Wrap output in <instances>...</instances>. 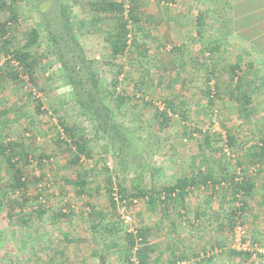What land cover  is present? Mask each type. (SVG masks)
I'll return each mask as SVG.
<instances>
[{"label":"rangeland","instance_id":"1","mask_svg":"<svg viewBox=\"0 0 264 264\" xmlns=\"http://www.w3.org/2000/svg\"><path fill=\"white\" fill-rule=\"evenodd\" d=\"M64 3L70 7L73 14L77 42L71 40L64 26L65 20L60 9V5ZM144 5L146 18L144 28L149 35H145L139 30L137 33L143 34L138 39L140 43H145L148 46V52L144 57H140L136 52L133 54L134 58L130 60L111 56L110 45L105 40L106 34L92 27V12L88 0H23L16 3L19 21L17 26H14V30L12 29L15 45L24 43L25 33L42 18L49 22L58 39H62L60 45L64 51L63 60L67 59L70 65L77 68L76 79L79 81L80 87L83 89L85 86L87 88L91 86V83L88 82L89 71L95 69L100 73V87L108 93L106 103L112 107V116L118 125L119 134L116 135V131L110 130L108 134L100 131L98 135L96 134L97 136L95 135V129L98 128L94 120L95 117H90L88 112L82 109L77 102L74 85L70 84L65 77V69L63 63L60 62L59 53L50 54L43 66L36 71L37 85L42 87V90H39L30 81L22 84L8 83L5 85V89H0V141L23 140L29 151L32 147H36L37 151H44L52 155L43 168H38L37 161L33 158V165L29 166L25 172L28 177V191L25 196L29 198V203L23 208L16 207L14 210H11L9 202L3 201V192H6V197L9 198L13 193L7 191L8 171L3 169L5 165L0 157V168L2 169H0V264H42V260L44 261L48 256L47 252L59 253L60 249H64L67 253L73 245H70L71 242L61 235L68 232L72 233L75 239H85V242L81 241L78 244L80 251L89 253L96 248L97 251L108 252V255H110L109 253L113 254L109 256L111 260L109 264H128L124 259L127 245L126 228L120 221L119 211L114 213L115 209L107 193L106 177L111 170V174L116 175L114 181H120L127 187L129 193L134 192L139 185L138 180L141 179L146 189L156 193L160 181L166 183L170 172H172L173 168L169 163L170 155H178L189 163L191 154H195L194 157H196L200 153L199 139L197 138L199 133L195 132L192 137L184 135L183 122L190 126L188 130L191 129L194 132L199 129L204 134L201 137L208 138L210 147H207L206 139L202 140V144L205 155H209V160L212 162L209 166L217 176H221L224 171L222 167L224 158L228 157L226 162L230 171L235 169L237 171V168L240 167L238 160H245L243 156L245 157L244 153L250 140L249 131L246 128H235L234 124L247 120V118L244 117L240 120L232 105L223 110L222 93L224 95L225 91L228 95L230 89L224 88L226 84L218 79V73L222 66H209L214 71L210 77L212 76L216 86H222L223 90L214 102H209L211 98L207 92L200 96L194 94L196 89L205 90L204 81L201 80L205 78L206 66L204 63H198L201 58L200 51L203 49L199 48V43H202L204 36L193 35L187 31L189 27L187 25L192 26L193 21H196L191 16L192 5L186 0H177L176 2L174 0L165 2L144 0ZM184 11L186 13H183ZM113 23L111 22L109 26L112 27ZM45 38L46 34L42 36L43 40ZM46 42L45 40L44 44ZM77 44H80L84 49L83 54H80ZM196 46L198 48H195ZM171 55L176 56L177 60L185 61L187 67L189 66V69H192V73H194L192 78H199L194 82L190 78L191 81L188 84L191 83V85L182 90L187 102L184 105V109H187V120H182L179 114H174L171 110L167 125L160 129V123L154 117L156 108L162 110L166 107L165 99L171 95L176 96V89L179 88L176 87L178 78H173V86L163 83L156 94L151 92L152 89L147 92L145 99L151 100L149 102L152 105L145 106L141 101L143 98H139L124 104L122 108H117L115 103L110 101L111 92L115 95L117 93L133 94L135 86L141 85L144 66L138 64L140 60H143L145 62L143 65L146 64L149 68L150 75L145 83L150 85L152 81L160 79L161 72L166 73L165 70L172 63ZM167 73L170 72L167 71ZM143 86L145 87V85ZM29 92L43 100L44 109L56 107L57 115L65 117L78 131L80 137L85 135L91 137L90 147L93 158H85L84 167L71 164L69 161L71 155L67 154L63 148H59L56 143L58 129L53 127L57 122L56 114H52L53 112L50 111L48 115H37L34 103L29 98ZM84 93L82 91V94ZM142 94L137 91L136 97H140ZM215 105L221 110V124L222 128L227 131V138L211 131L209 121ZM180 106L181 104H177L175 107L180 109ZM4 110H7V113L2 114ZM8 117H11L12 121L10 119V124L5 125L4 120ZM31 118L34 120L33 123L30 121ZM33 133L36 138L31 136ZM229 133L236 138L234 146L231 147L225 146V143L227 145L229 142L227 141ZM124 137L128 140V146L123 145L125 151H122L120 143ZM238 141L240 144H237ZM169 142L172 143L173 148ZM105 166L109 168V171ZM154 168L158 169L156 174L153 173ZM188 169L190 170L189 166ZM83 170L88 171L86 176V172L83 173ZM194 170L195 168H193ZM143 177L146 179L144 180ZM86 179L85 194L80 195L79 186ZM132 184L135 188L132 187ZM205 197L206 195L201 191H196L190 197L189 202L195 204L196 201L205 200ZM239 198H243V196L239 195ZM11 200L13 202L16 199ZM40 203L46 207V213L38 216L37 213L33 214L32 212L37 210ZM237 203L240 202L232 201L231 195L227 194V191L216 193L213 207L217 209H214L213 217L209 213V219L197 221L194 219V210H188L185 215L191 222L184 226L183 224L178 225L175 229L171 226L170 220L162 223L159 214L151 212L145 198H135L131 204V212L135 219V225L147 226L152 230L150 240L155 248L154 254H162L159 262L155 264H172L169 262L171 261L170 250L177 256H188L185 260L182 259L183 257L178 258L179 261L176 264H204L205 262L199 259L205 255L206 251L211 254L213 249H217L215 252L219 253L222 248L223 252L217 254L218 260L214 264H262L258 259L253 258V261L244 259V261L234 254L236 249L233 244L234 216L232 210ZM189 206L193 208L191 205ZM216 212L219 218L216 217ZM253 212L255 211L245 210L243 222L246 224L250 219V226L256 227L257 230H254L259 231L257 217L251 215L254 214ZM25 218H29L30 222L24 223L22 220ZM93 222L95 225L97 223L104 225L95 227V232ZM118 227L121 228V232L113 233L114 230L119 229ZM127 229L129 231V227ZM72 236L70 234L69 237ZM176 239L181 243L180 246L177 245L179 243ZM110 240L118 243L120 246L118 251L114 250L115 247L109 243ZM103 243L110 244L113 249L105 250L102 246ZM261 244L264 242L261 241ZM78 246L75 244L74 248ZM82 264L88 263L83 262Z\"/></svg>","mask_w":264,"mask_h":264},{"label":"trees","instance_id":"2","mask_svg":"<svg viewBox=\"0 0 264 264\" xmlns=\"http://www.w3.org/2000/svg\"><path fill=\"white\" fill-rule=\"evenodd\" d=\"M20 1L23 0H0V60H2L0 64V89H5L4 87L8 83L22 84L26 81H30L34 83V85L39 90H42L43 88L37 85L36 71L43 66V63L47 61V58L48 56H50V54H53V52L59 53L60 62L61 64L63 63L65 69V77L70 84L74 85L77 102H79V105L82 107V109L88 112V115L90 117H95L94 120L98 125V128L95 129V135H98V132L100 131L108 134L110 130H112V132L116 131V135H118L119 129L112 116V107H109L106 103V99H108V93H106L105 89H102L100 87V73L95 69L89 71L88 82L91 83V86H88V88L85 86L82 89V87H80L79 81L76 79L78 73L77 68L70 65L67 59L63 60L64 51L62 46L60 45V40L62 39H58L56 32L52 29V26L49 22L44 21L42 18L41 21H39L25 33V42L20 45H15V43L13 42L14 35H12V29L14 30V26H17L19 21L18 11L16 10V3ZM159 1L165 2L168 0ZM88 5L92 12V27L106 34L105 40L110 45L111 56L113 58H128L131 60L134 58L133 54H136V52L138 55H140V57H144L145 54H147L148 46H146L145 43H140L138 39L140 38V36H143V34L149 35V33L144 28L146 25L144 0H88ZM60 9L65 20L64 26L67 30L68 35L70 36L71 40L77 42L75 37L76 33L73 26V14L71 13L70 7L64 3L60 5ZM205 12L208 13L207 10ZM205 12H199L197 17L198 26L202 27L205 25L207 15L205 14ZM111 22H114L112 27L109 26ZM137 30L143 32V34H138ZM44 34H46V44H44L45 40L42 39V36ZM77 45L79 46L78 50L80 51V54H83L84 49H82L80 44ZM218 49L219 48L215 46H211L208 50V58H211L213 60ZM37 51L38 53H36ZM137 57L138 56L136 55V58ZM174 59H176V56H174ZM178 61L180 63L178 64V66H181L183 68V60L179 59ZM144 63L145 62L143 60H140V63H138L139 65L144 66V68L142 69L143 78L141 85L137 84L135 86L133 94L129 93L126 95H122L117 93L115 95L113 92L110 93V101H113L117 108H122L124 104H127L131 100L139 98H143L141 101L145 106L152 105V103H150L151 100H149V102L145 99V96L149 90L152 89L151 92L153 94H156V91L162 86L163 83L167 86H173V76L171 74L162 72V76L160 75L161 77L160 79H158V81H152L150 85H146L145 80H147V78L149 77L150 71L146 64L143 65ZM237 68H239V66L234 65L231 67V70L235 71V69ZM180 72L177 73L178 77L182 75ZM213 74L214 71L211 70L210 75ZM209 79H213V77L211 76ZM116 82L117 80L114 83L116 84ZM209 82L210 80L203 83L205 90L201 89V92L199 93L203 94L207 92V94L210 95L209 97L211 98V101L209 100V102L212 103L221 92H219V87L216 86V94L212 97L210 94L212 92V83ZM143 85H145V87ZM185 85L186 81L182 82L181 80L178 85L179 88L175 93L176 96L171 95L168 99H165L166 107L164 109H155L154 117L158 119L160 123V129L167 125V121L169 120L168 116L171 110H173L172 112L174 114H179L182 120L188 119L187 109H184V105H186L187 103L186 97L184 92L182 91ZM243 86L244 84L242 83V81L238 80L235 84L234 91L230 92L228 97L230 100H235L238 102L241 107L240 111L242 110L244 112V114L241 115L247 118V115H249L247 106L249 105L251 99L248 95L247 90H243ZM82 91L85 93L82 94ZM137 91L142 92L143 94L140 95V97H136ZM29 98H31L32 102L34 103L37 115H48L50 111L53 112L52 114H56L57 122L56 125H53V127L58 129V138L56 139V143L58 144L59 148H63L67 154L71 155V158L69 160L71 164L77 167H84L85 158H93L92 148L90 147L91 137H88L87 135L80 137L77 133L78 131L72 124L67 121L65 117L59 114L57 115L58 112L56 107H53L52 109H44L43 100L40 97H36L34 93L29 92ZM177 104H181V106L179 107L180 109L175 107ZM215 107L212 110V115L210 116L209 123L211 122L215 109H218L219 112H221L217 105H215ZM5 113H7V110H4V112H2V114ZM10 119L12 121L11 117H8L4 120L5 125L10 124ZM30 121L32 123L34 122L32 118ZM59 128H61V131H59ZM183 128L184 135L192 137L193 135H195V132L199 133L197 138L199 139L198 144L199 150L201 151L200 155H205L204 148L202 147V140L206 139L205 143L209 148L210 142L208 138L201 137L204 134L199 129L195 128L197 131L194 130L193 132L191 129V131L188 130L187 126H183ZM31 136L33 138H36L34 133L31 134ZM235 140V136L229 133L228 145L230 147L233 146ZM127 141L128 140L125 137L123 141L121 140L120 150L125 151L123 145L128 146ZM254 148H256L252 152V158L254 161L252 159L251 161L253 162V164H262V162H264V138L262 140V144L260 146H255ZM30 150L31 151H29L26 143L23 140L10 139L6 141H0V157L3 159V164L5 165L3 169H7L8 171L9 180L7 184V191H11L13 193L12 197L9 198L6 197L7 193L3 192V201L9 202L11 210H14L16 207L23 208L24 205L29 203V198L25 196L28 191V177L26 176L25 172L29 166L33 165V158H35V160L37 161V167L43 168V166L48 163L52 156L51 154L49 155L44 151H37L38 149H36V147H32ZM238 164L241 168L240 171L243 173V169L246 165L240 163ZM105 167L107 168V171H109V168L107 166ZM83 173H85L86 176L88 174V171L83 170ZM115 176L116 175L111 174L110 170L106 177L108 183L107 193L109 195L111 204L115 209L114 213L118 212L119 204L125 205L128 207V210H131V204L133 203V200L139 197L147 199L150 210H152V208L157 209L158 205L161 204L164 205L163 208L165 213L170 214L171 212L168 210L171 205H173L174 203H180V201L185 203V199L191 193L192 188L201 185L207 186V193L205 194V204L208 208H211V204L213 203L214 198H216V186H220L221 190H225L227 191V194L229 193L231 195L232 201L242 202V206H235L234 210H232V215L234 216V223L232 224V226L234 225V228L236 225L235 218L239 214L237 213V211L240 212V220L244 225L242 214H244L245 212V205L242 199L239 198V195L248 194L252 191V187L254 186V182H252V179L248 176L244 175L242 178L237 176L236 169L231 172L229 171L224 176H217L213 171L205 170L204 174L202 173V175L195 174L194 176L190 177H182L173 184L164 185L161 189H158L156 193L144 188V184L141 181L136 188L134 184H132V187L135 188V190L133 193H129L127 187L124 186L120 181H114ZM86 185L87 179L86 181L84 180L83 184L79 186L81 189L79 192L80 195L85 194ZM88 194L89 196H91L90 193ZM115 194L118 195L119 201L115 200ZM11 199L16 200H13L12 202ZM32 213H37L38 216H41L42 214L46 213V207L42 203H40L37 207V210H34ZM60 214L63 213L60 212ZM22 221L24 223H29L30 219L25 218ZM120 221L126 228L125 237L127 239V245L125 247L124 259L127 261V263L155 264L159 262L162 254H154L155 248L152 246L150 240L152 231L151 228L147 226L135 225V232L128 231L127 228L129 226L124 223L122 218ZM97 226H99V224H97L96 227ZM175 226L176 225L173 224V229H175ZM120 229L121 228L114 230L113 233H116L117 231L121 232ZM112 242V246H114L116 249L120 248L118 243L114 242L113 240ZM251 243L252 245L264 246V244H261L257 240H253L251 241ZM214 251L215 250L213 249L211 254H208V252L206 251L205 255L203 257H200L199 260L202 259V261L210 264H212V262H216L218 257L217 254L221 252L216 253ZM234 254L243 260L251 259V261H253V254L251 252L234 250ZM133 257L136 258V261H132ZM174 257H176L177 259L175 261L174 259L171 260L172 264H176V262L179 261L178 258H182L183 256L181 257L174 255ZM182 259H184V257ZM103 260L105 263L106 258H104Z\"/></svg>","mask_w":264,"mask_h":264},{"label":"crops","instance_id":"3","mask_svg":"<svg viewBox=\"0 0 264 264\" xmlns=\"http://www.w3.org/2000/svg\"><path fill=\"white\" fill-rule=\"evenodd\" d=\"M176 1L177 0H174V2ZM186 1H188L192 5L191 7L193 8V10L191 11L192 12L191 16L193 17V19L194 18L196 19V21H193L192 26L187 25V27L189 26L187 31L192 33L193 35L204 36L203 41H201L202 43H199L200 44L199 48H203V49L200 51L201 58H199L198 63H204L206 66L205 78L204 80L202 79L201 81L205 82V80L207 81L210 80L209 83H212L211 89L214 87L216 90V85H215L216 82L214 81V79H209L210 71L212 70V68H210L209 66L211 65H217L218 67L222 66L219 72L220 74H222V76H220V74L218 73L219 76L218 79L220 80V82L226 84L224 85V88L228 87L227 89H230V91H228V95L227 93H225V91H224V95L222 93L223 110L225 108L227 109L228 106L232 105L234 111L235 110L237 111L236 113L238 114V118L240 120L244 119V116L241 115L244 114V112L242 110L240 111L241 107L237 101L230 100L228 97L230 92L234 91L235 84L237 83L238 80L242 81V83L244 84L243 90H247L248 95L251 99L249 105L247 106L249 112V115H247V120L238 121L237 124H234L235 128L237 127L246 128L249 131V139H250L248 148H246V152L244 153L245 157L242 155L243 158H245V160H238V163L246 166L243 169L244 171L242 170L243 173L240 171L241 169L240 167L237 168V176H239L240 178H242L244 175L248 176L249 178L252 179V182H254V186L252 187L251 192H249L248 194H240V195L243 196V198L241 199L244 202L245 210L255 211L253 212L254 214L251 215L252 217H257L256 222L259 225L258 227L259 231H255L254 229H256V227L250 226L251 225L250 219L247 220L246 224L244 223L246 231L248 229L249 232V236H248V232H246L247 239H249L250 241L257 240L258 242L261 243V241L264 242V239H262V237H264V162H262V164L259 163L253 164L251 159L253 160L252 152L256 149L254 147L260 146L264 138V131H263L264 130V0H186ZM206 10L208 13L205 12ZM199 12H205V14H207L206 23L202 27L198 26L197 23L198 22L197 17ZM183 13H186V11H184ZM211 46H215L219 48L213 60L211 58H208L207 56L208 50ZM195 48H198V46H196ZM169 52L171 53V51ZM171 59H172V63H170L167 70L165 69L164 70L166 73L167 71H169L170 72L169 74H171L173 78L179 79L177 80L176 87H178L179 83L182 80V82L186 81V85L184 89H187L188 86L191 85V83L188 84L189 81L192 80L194 82L195 80L197 81L199 79V78H192L194 73H192L193 72L192 69H189L190 68L189 66L187 67L185 61L182 68L181 66H178V64L180 63L177 59H174V56L171 55ZM175 61H177V64L175 63ZM234 65L235 66L238 65L239 68L235 69V71H232L231 67ZM178 72L182 74L180 77L177 76ZM190 78L192 79L190 80ZM218 87H219V91L222 92L223 91L222 86H218ZM190 90H194V89L191 88ZM199 92L201 91L197 89L194 90L195 96H200ZM182 126H187L188 129L190 127L189 125H186L185 122H183ZM235 142L236 141H234L233 146ZM169 144L171 145V147L173 146L171 142H169ZM237 144H240V142L238 141ZM225 146H228V143L227 145L225 143ZM174 152H175V148H174ZM194 155L191 154L189 158L190 161L189 163L185 161L186 160L185 158H182L178 155H174V156L173 154L170 155L171 160L169 161V163L173 169L172 172H170L166 183H162L163 182L162 180L160 181L159 189H161L164 185L175 183L179 178L190 177V176H194L195 174L202 175V173L204 174L205 170L213 171L211 166H209V164L212 163L211 160H209L210 158L209 155H200V153H198L196 157H194ZM226 158H224L223 161L222 167L224 168V171L221 173L222 174L221 176H224L226 173L230 171V169L227 168ZM205 163L207 164V166H209V168H207ZM188 166L190 167V170L188 169ZM193 168H195L194 171ZM246 170H248L249 173ZM157 172L158 169L154 168L153 173L156 174ZM143 179L145 180L146 178L143 177ZM138 181L139 184L142 180L140 179ZM216 189H217L216 193L225 191V190H221L220 186H216ZM196 191L198 192L201 191L202 194H206L207 186L201 185V186L193 187L189 196L191 197L192 194L195 193ZM189 196L186 197L185 203L180 201V203H174L173 205H171V207L168 210L171 212L170 214L165 213L163 208L164 205L161 204L158 205L157 209L152 208L151 212H155V214H159L160 220L163 221L162 223H164V221L170 220V224L172 227L173 224H175L176 225L175 227H177L178 225L183 224L184 226L189 224V222H191L190 219H188L187 216L185 215V213L188 210L195 211V213L193 211V215H194V219H196L197 221H206L207 219L210 218L209 213H211V217H213V214H215L214 209H217L213 207L214 206L213 203L211 204V208L207 207V205L205 204V200L200 202L196 201L195 203L196 205H195L189 202L191 199ZM238 202L240 203H237L236 206H242V202L241 201ZM189 205H191L193 208H191ZM216 217L219 218L217 216V212H216ZM242 217H244V214H242ZM221 224H223V222H221ZM102 225L104 224L101 223L100 226ZM95 227L96 225L93 227L96 232ZM70 234L72 236V233L69 232L67 234H62L61 236L64 239H66L68 242H71L70 245H73V247L68 249L67 253L66 251H64V249L62 250L60 249L59 253L47 252L48 256L45 258L44 261L42 260V264H82L83 262H86L88 264H109V261H111L109 256L113 254L109 253L110 255H108V252L104 253L102 250L97 251L95 250L96 248H94V250H92V252L89 253L82 252L80 251V247L78 246V244L81 241L85 242V239H80V238L75 239V237L73 236L69 237ZM176 241L178 240L176 239ZM109 243L113 244L111 240ZM75 244H77L78 246L77 248H74ZM180 244L181 243L177 245L180 246ZM102 246L104 247L105 250H107L108 248L110 249L112 248V246L107 243H103ZM114 250L118 251V249L116 248ZM222 250L223 248L220 249V252ZM169 252H170L171 260L174 259L175 261L177 259L176 257H174L176 253H174L172 250H170ZM183 257L184 260L188 258V256H183ZM104 258H106L105 263L103 260ZM91 259H92V263H91ZM169 262L171 263V261ZM214 263L215 262H212V264ZM204 264H210V263L205 262Z\"/></svg>","mask_w":264,"mask_h":264},{"label":"built area","instance_id":"4","mask_svg":"<svg viewBox=\"0 0 264 264\" xmlns=\"http://www.w3.org/2000/svg\"><path fill=\"white\" fill-rule=\"evenodd\" d=\"M215 94L216 90L213 87L211 96L213 97ZM221 121L222 120L220 119V112L218 109H215L214 115L212 116L210 122L211 131L216 134H220V136L223 138H227V131L222 128ZM118 199V195L115 194V200L119 201ZM118 211L124 223L129 226V231L135 232V219L131 210H128L127 206L119 204ZM238 213V216H236V225L234 228L233 236L234 249L238 251L251 252L253 254L252 258L258 259L262 264H264V246L252 245L251 241L246 239V229L245 226L241 223L239 216L240 212ZM132 261H136V258L133 257Z\"/></svg>","mask_w":264,"mask_h":264}]
</instances>
